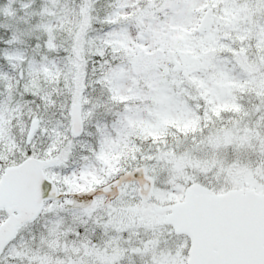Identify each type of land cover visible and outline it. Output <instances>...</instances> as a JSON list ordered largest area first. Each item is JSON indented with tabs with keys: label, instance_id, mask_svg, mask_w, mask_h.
Returning a JSON list of instances; mask_svg holds the SVG:
<instances>
[{
	"label": "snow or ice",
	"instance_id": "snow-or-ice-1",
	"mask_svg": "<svg viewBox=\"0 0 264 264\" xmlns=\"http://www.w3.org/2000/svg\"><path fill=\"white\" fill-rule=\"evenodd\" d=\"M0 264H264V0H0Z\"/></svg>",
	"mask_w": 264,
	"mask_h": 264
}]
</instances>
